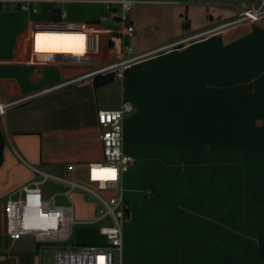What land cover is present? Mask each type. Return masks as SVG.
Returning a JSON list of instances; mask_svg holds the SVG:
<instances>
[{"label":"crops","instance_id":"0c3cea01","mask_svg":"<svg viewBox=\"0 0 264 264\" xmlns=\"http://www.w3.org/2000/svg\"><path fill=\"white\" fill-rule=\"evenodd\" d=\"M75 1H36L58 4L54 12H0V98L19 102L0 119L7 127L0 199L40 180L38 166L64 161L50 173L67 176L69 165L82 171L104 157L94 82L59 86L84 68L56 54L83 55L86 35L52 29L36 35L43 54L31 47L39 24H53L59 4ZM216 1L236 15L145 48L104 108H134L124 121V149L134 159L125 197L137 232L170 237L165 264H264V19L208 32L262 0Z\"/></svg>","mask_w":264,"mask_h":264},{"label":"built area","instance_id":"2783aa9c","mask_svg":"<svg viewBox=\"0 0 264 264\" xmlns=\"http://www.w3.org/2000/svg\"><path fill=\"white\" fill-rule=\"evenodd\" d=\"M37 0H0V12L5 8L38 12ZM101 5L99 17L89 22H70L68 13L57 10L58 18L51 25L39 24L32 33L31 47L35 54L36 35L52 29H72L86 35V51L83 55L56 54L67 63L79 65L83 72L59 86L112 76L123 80L130 68L147 54H136L131 45L135 34L129 13L137 0H89ZM264 19V0L256 7L243 8L239 19L218 26L208 32L240 21L261 22ZM184 39L174 45H183ZM172 45V46H174ZM51 55V54H50ZM58 86V87H59ZM50 90V89H49ZM19 102H5L0 98V119ZM130 103L119 109H100L98 122L104 157L101 161L88 163L82 171L76 165H69L71 175L61 176L35 169L40 180L26 184L10 193L3 205L4 235L12 241L25 237L34 238L40 244L65 243L72 237L77 224L101 223L98 228L102 241L81 246H60L54 264H141L124 262V224L131 220V207L125 197L124 177L133 165V157L124 149V121L133 111ZM103 169H114L115 179L101 178ZM94 171L97 178H93ZM53 182L60 191L49 195L45 185ZM77 189L94 194L107 210L101 209L92 218L77 219L72 195ZM58 196L65 197L67 203H60Z\"/></svg>","mask_w":264,"mask_h":264},{"label":"rangeland","instance_id":"374dc122","mask_svg":"<svg viewBox=\"0 0 264 264\" xmlns=\"http://www.w3.org/2000/svg\"><path fill=\"white\" fill-rule=\"evenodd\" d=\"M138 3L130 11L129 16L135 27V34L131 45L136 54L142 53L147 47L173 42L186 35L199 32L201 28L209 27L211 24H218L221 21L234 17L235 10L224 5L216 4V0H137ZM38 13L54 12L58 4L37 3ZM61 10H66L69 19L75 22L94 21L102 11L100 4L89 0H77L75 2L59 4ZM58 6V7H59ZM4 11H20L34 13L33 11H24L21 9L5 8ZM238 13V12H237ZM212 20V21H211ZM117 85L121 88L120 82L114 80L111 83L96 87V97L99 99V107L104 109L110 107L112 102L117 101ZM112 101V102H111ZM103 102V103H102ZM68 109H64L67 111ZM90 111L91 108H90ZM45 118V125L48 127L56 126V119ZM51 118V117H50ZM51 122V123H49ZM70 124V123H69ZM50 128V127H49ZM55 128V127H54ZM0 130L7 135V127L0 120ZM56 135V134H55ZM66 154V153H65ZM56 156V152L53 153ZM56 163V162H55ZM65 162L56 163V166H38L41 170L55 173L64 168ZM64 174V173H59ZM68 176V175H67ZM36 178H38L36 176ZM49 189L48 196L60 191L61 187L53 182L45 185ZM58 202L67 203V199L62 196L57 197ZM6 199H0L1 205V245L0 264H54L56 253L60 246H81L83 244H94L102 241L98 228L101 223L85 225L77 224L74 227L72 237L65 243L40 244L34 238L25 237L19 241H12L4 235L3 226V207ZM72 201L75 205L76 218L87 219L99 215L101 209L107 210L94 194L77 189L72 195ZM93 206L97 208L93 210ZM94 211V212H93ZM124 262L132 263L134 258L146 260L148 263L165 264L170 261L173 248L165 233L136 231L131 221L124 224ZM136 260V259H135ZM134 260V261H135ZM143 264V263H142Z\"/></svg>","mask_w":264,"mask_h":264},{"label":"trees","instance_id":"16d2710c","mask_svg":"<svg viewBox=\"0 0 264 264\" xmlns=\"http://www.w3.org/2000/svg\"><path fill=\"white\" fill-rule=\"evenodd\" d=\"M58 18L56 17V12H55V21ZM114 81V78L112 76H106L102 78L96 79L94 82L96 87L106 85ZM5 147H6V138L3 133V131L0 130V166L3 164L4 159H5ZM0 215H1V207H0ZM1 217V216H0ZM0 245H1V222H0Z\"/></svg>","mask_w":264,"mask_h":264},{"label":"snow or ice","instance_id":"6c2138e0","mask_svg":"<svg viewBox=\"0 0 264 264\" xmlns=\"http://www.w3.org/2000/svg\"><path fill=\"white\" fill-rule=\"evenodd\" d=\"M37 39L39 40L40 38L38 37ZM102 173L104 175H102L101 178H104V179H115V170L114 169H103ZM93 178H97L95 171H94V174H93Z\"/></svg>","mask_w":264,"mask_h":264},{"label":"water","instance_id":"95a60500","mask_svg":"<svg viewBox=\"0 0 264 264\" xmlns=\"http://www.w3.org/2000/svg\"><path fill=\"white\" fill-rule=\"evenodd\" d=\"M174 46H178V45H174Z\"/></svg>","mask_w":264,"mask_h":264}]
</instances>
